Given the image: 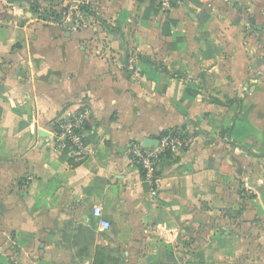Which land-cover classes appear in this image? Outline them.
<instances>
[{
    "label": "crops",
    "instance_id": "crops-1",
    "mask_svg": "<svg viewBox=\"0 0 264 264\" xmlns=\"http://www.w3.org/2000/svg\"><path fill=\"white\" fill-rule=\"evenodd\" d=\"M7 1L0 264H264V0H61L78 31ZM83 106L86 149L62 151ZM173 132L151 186L128 143Z\"/></svg>",
    "mask_w": 264,
    "mask_h": 264
},
{
    "label": "built area",
    "instance_id": "built-area-1",
    "mask_svg": "<svg viewBox=\"0 0 264 264\" xmlns=\"http://www.w3.org/2000/svg\"><path fill=\"white\" fill-rule=\"evenodd\" d=\"M61 0H38L35 4L37 17L39 20H51L70 31H78L89 25V9L75 2L74 4L62 5ZM177 0H158L157 7L162 12H168ZM90 116V111L86 107H79L61 115L56 120L54 138L60 150H65L72 154H80L86 149V136L83 133L85 120ZM157 145L143 146L140 141L131 140L127 149L134 161L138 164L143 179L151 186H156L158 177L156 166L160 158L166 152L174 150L177 146L185 144V138L180 132L168 133L157 138ZM93 216L96 217L97 226L101 229H108L110 222L101 217V209L95 207Z\"/></svg>",
    "mask_w": 264,
    "mask_h": 264
},
{
    "label": "rangeland",
    "instance_id": "rangeland-1",
    "mask_svg": "<svg viewBox=\"0 0 264 264\" xmlns=\"http://www.w3.org/2000/svg\"><path fill=\"white\" fill-rule=\"evenodd\" d=\"M12 3H14V1H7V0H0V12H9L12 14L13 11H17L19 8H25L26 5L23 4L22 2H16L17 4L15 5H12ZM28 8V7H27ZM34 8L31 7V11L33 10ZM29 10V9H28ZM26 11V9H23V13H21L23 16H24V12ZM8 19H9V16H8ZM11 19V17H10ZM9 21V20H8ZM19 23H22L20 20H19ZM182 244V242H180ZM12 248V245H9L8 249H11Z\"/></svg>",
    "mask_w": 264,
    "mask_h": 264
},
{
    "label": "water",
    "instance_id": "water-1",
    "mask_svg": "<svg viewBox=\"0 0 264 264\" xmlns=\"http://www.w3.org/2000/svg\"><path fill=\"white\" fill-rule=\"evenodd\" d=\"M27 2H30L32 4H37V2L33 1V0H26ZM138 2H142L144 0H137ZM261 41H264V35L262 37H260ZM260 56H263V54H260ZM263 58H261L259 63H262ZM143 146H153V145H157L158 140L157 138H152V137H144L141 141Z\"/></svg>",
    "mask_w": 264,
    "mask_h": 264
}]
</instances>
